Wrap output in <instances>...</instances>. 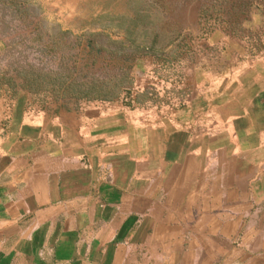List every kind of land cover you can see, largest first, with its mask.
<instances>
[{
	"label": "crops",
	"instance_id": "0c3cea01",
	"mask_svg": "<svg viewBox=\"0 0 264 264\" xmlns=\"http://www.w3.org/2000/svg\"><path fill=\"white\" fill-rule=\"evenodd\" d=\"M140 81L0 87V264H264V55L158 102Z\"/></svg>",
	"mask_w": 264,
	"mask_h": 264
},
{
	"label": "rangeland",
	"instance_id": "374dc122",
	"mask_svg": "<svg viewBox=\"0 0 264 264\" xmlns=\"http://www.w3.org/2000/svg\"><path fill=\"white\" fill-rule=\"evenodd\" d=\"M0 26V87L27 83L50 102L123 96L143 78L158 102L264 55V0H0Z\"/></svg>",
	"mask_w": 264,
	"mask_h": 264
},
{
	"label": "trees",
	"instance_id": "16d2710c",
	"mask_svg": "<svg viewBox=\"0 0 264 264\" xmlns=\"http://www.w3.org/2000/svg\"><path fill=\"white\" fill-rule=\"evenodd\" d=\"M65 85V84H64ZM120 86H118V88H116L115 87V89L113 90L114 91V93L116 94V96L118 95L117 94V92L119 93V90H120V88H119ZM114 94V95H115ZM113 94H103V96H101L100 94L99 95H95L94 93H90L89 92V94H79L78 96H77V98H85V99H87V100H89V99H101V100H110V99H113L114 97H116V96H114Z\"/></svg>",
	"mask_w": 264,
	"mask_h": 264
}]
</instances>
